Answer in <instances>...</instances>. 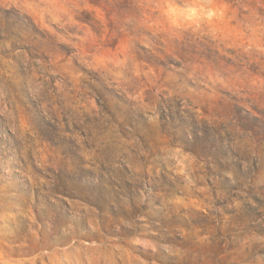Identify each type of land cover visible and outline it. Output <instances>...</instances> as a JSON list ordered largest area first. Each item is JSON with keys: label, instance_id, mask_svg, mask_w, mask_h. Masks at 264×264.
Here are the masks:
<instances>
[{"label": "rangeland", "instance_id": "1", "mask_svg": "<svg viewBox=\"0 0 264 264\" xmlns=\"http://www.w3.org/2000/svg\"><path fill=\"white\" fill-rule=\"evenodd\" d=\"M0 264H264V0H0Z\"/></svg>", "mask_w": 264, "mask_h": 264}]
</instances>
